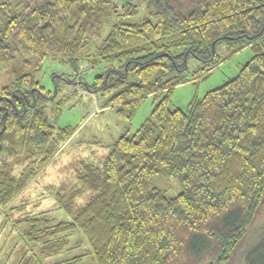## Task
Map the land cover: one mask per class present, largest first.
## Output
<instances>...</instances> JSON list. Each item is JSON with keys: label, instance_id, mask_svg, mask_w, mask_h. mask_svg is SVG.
Listing matches in <instances>:
<instances>
[{"label": "trees", "instance_id": "16d2710c", "mask_svg": "<svg viewBox=\"0 0 264 264\" xmlns=\"http://www.w3.org/2000/svg\"><path fill=\"white\" fill-rule=\"evenodd\" d=\"M120 1L0 2V65L35 60L24 59L21 73L0 89V206L22 193L76 130L58 127V111L46 113L53 97L33 75L44 60L101 65L84 90L104 97L102 107L121 120L131 121L153 98L137 131L118 137L100 166L81 164L76 186L55 192L70 221L43 213L19 221L25 243L37 248L20 264H80L84 255L46 262L78 248L69 247L77 233L93 264L227 262L264 204V0H143L142 20L112 23L93 53L85 52L116 3L123 18L137 12ZM221 42L230 56L247 47L252 56L185 110L170 108L174 88L195 80L188 58L208 72L221 62ZM159 176L176 181L179 192L159 189Z\"/></svg>", "mask_w": 264, "mask_h": 264}, {"label": "rangeland", "instance_id": "374dc122", "mask_svg": "<svg viewBox=\"0 0 264 264\" xmlns=\"http://www.w3.org/2000/svg\"><path fill=\"white\" fill-rule=\"evenodd\" d=\"M130 1L136 5L137 12L123 18L119 2L116 3L114 7L119 8L110 10L109 19H105L99 37L85 52L90 55L93 53L94 47L99 46L109 33L112 23H138L146 16L143 0ZM228 47L226 42L216 46L217 59L221 62L208 72L197 59L188 58V76L195 80L174 88L170 95V108L185 110L193 98H201L208 91L237 76L240 68L251 58L252 51L247 47L230 56ZM24 59L32 63L35 61L34 58L21 56L15 62L0 65V89L11 84L21 73L20 67ZM101 68L98 65L91 69L88 62L79 60L74 63L55 57L44 60L35 73L34 69L29 70L34 73L39 86L46 90L49 97H53L47 101L46 113L51 117V113L58 111V127L76 130L67 141L59 145L52 160L38 171L25 190L10 204L0 206V264H20L25 256L33 251L37 252L36 247L31 249L25 243V226L19 221L36 217L40 213L55 222L70 221L71 215L57 207L54 201L55 192L60 187L70 189L76 186L74 173L81 164L100 166L113 142L124 133L132 134L137 131L150 114L153 107L152 97L141 102L131 121L119 119L114 108L102 107L104 97L87 92L83 86V82H92L100 74ZM21 169L22 167L14 168V174L17 176ZM155 184L168 196L179 192L178 183L163 176H159ZM88 195L90 194L77 198L76 203L84 204ZM262 205L260 214L234 250L232 257L227 262L212 261V264H264V204ZM71 240L69 247L73 243H77L79 247L54 255L46 259V262L84 255L80 264H93L92 257L86 254L88 246L83 235L77 233Z\"/></svg>", "mask_w": 264, "mask_h": 264}, {"label": "crops", "instance_id": "0c3cea01", "mask_svg": "<svg viewBox=\"0 0 264 264\" xmlns=\"http://www.w3.org/2000/svg\"><path fill=\"white\" fill-rule=\"evenodd\" d=\"M245 49V48H244Z\"/></svg>", "mask_w": 264, "mask_h": 264}]
</instances>
